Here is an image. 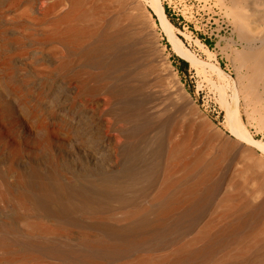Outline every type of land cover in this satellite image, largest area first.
<instances>
[{
  "label": "rangeland",
  "instance_id": "rangeland-1",
  "mask_svg": "<svg viewBox=\"0 0 264 264\" xmlns=\"http://www.w3.org/2000/svg\"><path fill=\"white\" fill-rule=\"evenodd\" d=\"M109 1L110 10L115 9V2ZM123 1L128 4V11L140 10L133 7L136 0ZM159 3L165 14L168 12L166 17L176 36L206 65L204 70L196 68L187 58L176 54L166 34L153 23L158 44L171 70L169 75H162L163 81L170 89L171 79L176 78L185 95L170 91L158 98V87L144 86L131 96V100L141 106V114L127 119L120 114L123 105L120 97L107 89L93 97L81 95L83 84L74 79L66 80V75L74 69L88 70L56 39L54 29L62 21L59 17L68 7L67 0H0V62L12 58L6 70L25 79L33 94L41 93L34 101V117L29 119L21 114L26 118L29 131L6 136L13 147L19 148L20 158L12 168L2 163L1 174L12 182L18 171L30 174L37 168L46 174L53 161L68 192L75 198L102 195L104 200L110 197L126 199L112 207L78 210L75 222L70 224L50 210L26 216L18 207L2 205L0 264H127L135 257L165 252L167 248L159 247L162 239L157 236L152 238L150 247L125 256L102 257L100 263H92L83 260V255L92 253V249L78 235L81 227L89 231L91 238L99 226L120 227L123 220L119 217L138 209L150 214L161 202L162 195L158 198L157 194L165 180L169 182V192L189 178L182 166L184 159L178 164V160L168 158L170 141L166 135L165 116L154 120L156 111L164 106L171 119L181 126L172 141L187 133L189 152L201 153L206 161L215 156L219 158L212 179L218 182V191L207 197L192 194V200L201 196L196 206L187 202L177 204L176 213L188 205L187 210L195 221L189 217L183 219L181 231L166 236L168 246L178 245L210 219L230 213L227 203L221 201L225 193L234 192L238 199L247 198L251 202L264 197V189L259 188L264 179V153L229 133L230 119L226 112L228 104L232 127L237 129L238 122L241 123L264 147V69L258 67L262 56L260 43L253 40L255 31L245 19L235 17V7L230 0H159ZM145 7L150 11L147 3ZM241 10L246 14L244 3ZM138 12L140 24L148 26L146 16ZM66 58L72 61L67 69L59 66ZM180 59L187 61L184 70ZM158 64L162 73L164 67ZM133 67L134 63H130L125 71L130 72ZM214 68L222 71V78ZM140 81L136 77L130 84L139 85ZM118 82L122 81L113 84ZM25 103L31 106L33 101ZM40 118L43 121L38 124L36 121ZM57 122L66 125L67 130L55 131ZM198 126L200 137L196 136ZM6 127V122L0 118V131ZM47 129L53 136L47 139L48 145L44 147L36 141ZM226 146H229L228 153L220 158ZM118 182L123 184V190L116 196L118 190L111 185ZM32 222L40 226L34 228ZM254 228L251 237L260 232L259 227Z\"/></svg>",
  "mask_w": 264,
  "mask_h": 264
},
{
  "label": "bare ground",
  "instance_id": "bare-ground-1",
  "mask_svg": "<svg viewBox=\"0 0 264 264\" xmlns=\"http://www.w3.org/2000/svg\"><path fill=\"white\" fill-rule=\"evenodd\" d=\"M67 1L68 7L59 17L62 21L54 29L57 33L56 39L66 46L68 53L74 55L73 59L78 60L80 66L86 65L88 70L74 69L66 75V80L74 79L83 84L79 92L81 95L93 97L99 91L107 89L120 97L123 99L120 114L124 118H136L141 114V106L131 100V96L144 86L150 89L158 87L156 90L158 98L162 93L170 91L185 95L176 78L171 79L170 89L163 81L162 75H169L171 70L163 49L158 44L153 23H157L166 34L176 54L184 59L187 58L196 68L204 70L205 62L192 54L174 33L172 24L167 19L159 0L134 2L133 7L140 9L138 11L146 16L148 21L146 27L140 24L138 18L140 12L128 11V4L123 0H113L116 8L111 10L109 0ZM230 2L235 7V17L239 20L245 19L255 31L253 40L260 43L262 56L258 67L264 69V0H230ZM145 3L148 4L150 11L145 7ZM242 3L246 6V14L241 10ZM133 43L138 46V49ZM11 59L5 58L0 62V118L8 125L6 130L0 131V165L7 163L9 168L15 166L20 156L19 148L13 147L12 142L6 140V136L8 133L17 135L22 130L29 131L26 118H22L21 114H26L29 119L33 118L34 101L41 96L40 91L36 94L31 92L25 79L6 70ZM71 62V59H62L59 66L67 69ZM130 63H134L133 70L126 72L125 66ZM158 63L164 67L162 73L158 69ZM93 67L97 70L91 71ZM214 69L222 78V71L218 68ZM136 77L141 80V83L130 84V81ZM117 80L122 82L113 84ZM30 100L33 104L27 106L25 102ZM226 106L227 116L231 120L230 107L228 104ZM15 115L20 117L17 118ZM161 115L165 116L166 135L170 141L168 158L178 160V164L184 159L182 166L185 168V176L189 178L180 182L174 191L169 192L167 190L169 182L165 180L157 194L158 198L162 195L161 202L150 214L138 209L123 215L119 217L123 220L120 227L99 226L96 230L94 229L93 238L88 236L90 234L88 230L81 227L78 235L88 242L92 249V253L83 255V260L100 263L99 259L103 260L102 257L125 256L143 247L152 246V238L158 236L162 239L160 243L162 245L159 247L167 248L165 252L147 257H135L127 264H264V197L251 202L247 198L238 199L234 192L225 193L221 201L227 203L230 213L219 219H210L178 245L168 246L166 236L179 233L183 228L181 225L183 219L189 217L192 222L195 221L187 210L188 205L179 214L176 213L175 211L179 210L177 204L187 202L196 206L201 196L207 197L218 191V182L212 179L219 158L215 156L206 161L203 160L201 153L189 152L186 142L187 133L179 140L172 141L171 139L181 126L177 120L171 119L166 106L156 111L154 120L158 121ZM230 120L228 121L230 134L238 141L264 153L263 145L253 139L241 123L238 122L236 129L232 127ZM42 121L40 118L39 122H36L39 124ZM54 130H67V127L57 122L54 124ZM197 130L196 136L200 137V126ZM52 136V132L47 129L41 133L36 143H43L46 147L47 139ZM228 150L229 146L224 147L219 157L223 158ZM168 166L171 167V165ZM48 169L46 174L41 173L37 168L32 169L30 174L18 171L15 174L16 180L13 182L8 181L6 175L4 177L1 174L0 169V208L2 205L11 204L23 210L26 216H31L34 212L41 214L42 211L50 210L61 216V221L70 224L75 222V212L78 210L86 207H95L93 209L112 207L126 201L121 197H110L104 200L105 197L102 195L75 198L68 192L55 162L51 161ZM111 186L118 190L116 196H119L118 194L123 190V184L118 182ZM259 188L264 189V179L259 183ZM194 193L201 196L192 200L191 196ZM31 226L36 228L40 224L32 222ZM256 226L259 227L260 232L251 237L250 234Z\"/></svg>",
  "mask_w": 264,
  "mask_h": 264
},
{
  "label": "trees",
  "instance_id": "trees-1",
  "mask_svg": "<svg viewBox=\"0 0 264 264\" xmlns=\"http://www.w3.org/2000/svg\"><path fill=\"white\" fill-rule=\"evenodd\" d=\"M166 14L168 15V12H166ZM180 62H181V64H182V70H184V69H186V67H187V61H185V60H183V59H180Z\"/></svg>",
  "mask_w": 264,
  "mask_h": 264
},
{
  "label": "water",
  "instance_id": "water-1",
  "mask_svg": "<svg viewBox=\"0 0 264 264\" xmlns=\"http://www.w3.org/2000/svg\"><path fill=\"white\" fill-rule=\"evenodd\" d=\"M227 137V136H226ZM227 139L228 140H230V141H232V142H235L237 145H239L240 146V144L239 143H237L234 139H232V138H230V137H227Z\"/></svg>",
  "mask_w": 264,
  "mask_h": 264
}]
</instances>
